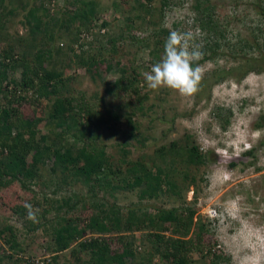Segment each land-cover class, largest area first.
I'll return each mask as SVG.
<instances>
[{
	"label": "rangeland",
	"instance_id": "374dc122",
	"mask_svg": "<svg viewBox=\"0 0 264 264\" xmlns=\"http://www.w3.org/2000/svg\"><path fill=\"white\" fill-rule=\"evenodd\" d=\"M34 1L36 5L39 3V0ZM71 1L54 0V5L51 2L46 4L49 14L43 19L48 20L47 23L49 22L51 28L56 22L54 18H59L64 8L72 7ZM96 1L104 6H108L111 2V0ZM119 1L121 9L115 11L114 8L108 7L103 18H123L124 12L130 5L122 3V0ZM259 1L207 0L202 5H207L211 10L215 8L214 12L217 16L213 13L218 18L220 28L230 34L239 31L240 37L253 42L248 28L255 27L254 24L260 26L261 17L253 7L258 3L264 6V0ZM159 3L160 0H153L152 5L157 6ZM193 3L194 0H172L166 8L163 20L165 26H171V31L186 30L194 33L193 44L203 46L206 41L204 35L192 26ZM20 4L19 0H13L8 7L14 10V14L8 13L9 9L0 8V50L8 48L9 45L13 46L14 50H20L16 43L20 36L25 40V45L20 46L21 49L29 50L28 47L33 41L28 36L26 27L21 23L25 10H22ZM101 20L99 18L97 21ZM121 21L119 20L120 23L117 21L116 25H124V21ZM261 24L264 27V23ZM151 27L147 21H144L134 30V34L139 39H143L152 34ZM105 31L106 33H102L98 40H93L89 44H85L87 40L80 39L79 44H84L82 50H77L78 47L74 45L75 25H70L68 34L65 33L61 37H58L60 32H57L58 39L51 43L54 52L46 63L52 70L62 72L63 79H66L62 91L76 97L78 99L76 102L84 98L99 111H103L104 106L113 110L117 109L116 106L119 104H123V95L107 93L104 89V80L113 82L120 76L121 73L117 68H125V75H131L132 78L135 76L138 79V84L135 83L134 86L141 90L140 96L146 94L143 101L144 112L135 113L132 116V124L126 121L117 123L111 119L97 131L98 141L106 146V152L111 156L110 160L114 165L120 164L123 169L126 167V164L120 162L125 152L123 149L128 151L126 160L134 161L141 158L143 162H149L151 159L159 162V157L153 151L171 142L180 143L184 134L190 136L201 152L204 154L209 152L211 159L195 165L188 164L184 156H176L175 170L170 174V178L177 182L176 187L170 189L164 186L157 196L145 198L140 202L138 189L115 190L111 193L110 190L96 187L94 191L89 192L88 186L83 183L70 181L67 177H63L66 176L65 174L52 172V160H46L45 164L39 167L38 177L26 181V188H22L16 182L8 186H0V226L10 225L17 231L18 239L26 245L25 259L45 260L50 256L46 251V245L52 239V226L56 224V208L59 205H61L59 216L70 218L67 219L68 221L73 219L80 225H83L84 219L90 216L93 210L92 202L105 203V210L115 204L121 208V215L138 203L149 207V211L152 206L164 208L190 206L196 209L194 221L200 220L209 229L206 241L204 240L206 248L210 249L211 253L220 250L224 256L230 258L229 262L218 261L216 264H264V128L253 126L258 116L264 112V72L252 71L238 78L239 80L232 76L225 77L216 84L212 83L209 89L205 87L204 91L205 84L209 82L201 81L200 83L204 84H200L199 90L193 95H181L167 87L153 90L147 86L144 78V74L151 70L148 67L150 60L148 48L138 50V43H132L127 37L119 38V33L123 31L119 27L106 28ZM101 32H104V29ZM107 32L113 33L114 36L118 34L114 48L106 42ZM124 35H126L125 31L121 37ZM38 36L39 34L36 38H39ZM158 39L156 43L155 39L150 41L149 47H155ZM157 47L162 57L164 44H158ZM39 49L43 50L40 41H36L33 54L29 56L34 57V52ZM222 50L231 51L237 56H241L244 52L246 55L257 54L254 47L237 51L223 46ZM91 55L106 60L97 63L99 76L94 75L86 64L90 61ZM1 56L0 54V58ZM226 56H218L216 60H206L199 64L205 69L203 78H209L214 68L227 70L241 62ZM30 62L34 63L35 60L31 59ZM108 65H111V68L108 69ZM132 69H135L136 73L131 72ZM20 70L21 68L10 70V77L18 80ZM49 104L46 99H40L38 102L32 99V104L23 105L21 111L24 116L42 117L50 108ZM219 107L232 111L225 128L220 124L223 118H227L226 113L218 110ZM216 111L222 112L221 119L215 115ZM43 124L44 122L38 127V135L48 134ZM72 131L62 132L61 139L64 137L63 142L66 144L74 143L77 147L82 146L85 139L83 141L73 139ZM57 132H61V129H57ZM249 150L251 154L246 153ZM232 162H235V165H231ZM17 193L20 196L33 197L30 205L35 214L30 218L33 222L41 224L35 231L24 230L27 217L11 213L10 206H13L14 200H10V196L13 199ZM92 195L94 198L90 199ZM79 197L82 199L77 201ZM64 201H67L69 206L77 201V206L73 209L69 208L63 203ZM83 203L87 206L84 211ZM136 233L139 238L140 232ZM112 242L114 245L115 240ZM137 249L139 250L140 247ZM211 256L201 258L200 254L192 253L198 264H211L213 260ZM64 258L67 264H78L68 252L65 253ZM1 264L15 263L4 261Z\"/></svg>",
	"mask_w": 264,
	"mask_h": 264
},
{
	"label": "trees",
	"instance_id": "16d2710c",
	"mask_svg": "<svg viewBox=\"0 0 264 264\" xmlns=\"http://www.w3.org/2000/svg\"><path fill=\"white\" fill-rule=\"evenodd\" d=\"M12 1L0 0V8L8 10ZM206 1L194 0L191 6L194 12L192 26L202 33L206 40L203 46H199L203 58L196 63L201 64L206 60H216L218 56L226 55L241 62L227 70L214 68L209 78H202V82H209L205 84L203 91L225 77L232 76L238 79L252 71L264 72V27L261 24L264 23V6H261V3L253 5L261 17V23L260 26L254 24L255 27L248 28L253 37V42H250L245 37H240L239 31L230 34L220 28L218 18L215 17L217 16L214 12L215 8L211 10L207 5H202ZM19 2L22 10H25L21 23L26 27L28 36L33 41L28 47L29 50L21 49L20 46L25 45V40L20 36L16 41L20 50H14L10 45L0 50L2 55L0 58V186H8L16 182L22 188H26L27 180L38 177L39 167L44 165L46 160H52V172L65 174L64 178L83 183L88 186L89 192L94 191L96 187L110 192L138 189L140 202L145 198L157 196L164 186L170 189L176 187L177 182L170 178V174L175 170L176 156H184L188 164L195 165L211 159L209 152L205 154L201 152L190 136L184 134L180 143L171 142L153 151L159 157V162L155 159L143 162L141 158L134 161L126 160L128 151L123 149L125 152L120 162L126 164V167L123 169L120 164L115 166L110 160L111 156L106 152V146L98 141L97 131L111 119L117 123L126 121L132 124V116L138 111L144 112L143 101L146 94L140 96L141 90L134 86L135 83L138 84V79L135 76L132 78L131 75H125V68H117L121 73L120 76L113 82L104 80L103 83L107 93L124 96L123 104H119L116 106L117 109L113 110L104 106L103 111H99L84 98L76 102L78 100L76 97L62 91L66 79H63L61 71L52 70L46 63L54 52L51 43L69 32L70 25L73 24L76 30L75 35L73 33V37L75 36L73 40L74 45L78 47L77 50H82L81 47L84 46L79 44L80 39L87 40L85 44H89L93 40H98L102 33H106V28L119 27L121 31L123 30L122 33L114 36L113 33L107 32L106 42L114 48L118 37L123 39L127 37L132 43L139 44L138 50L147 47L150 55L148 67L151 69L152 65L161 59L157 45H163L171 32V26H165L163 19L166 8L172 0H160L157 6L152 5L153 0H122V3L130 7L124 12L123 18L118 19L103 17L108 7L114 8L115 11L121 9L119 0H111L108 6L96 0H72V7L64 8L62 15L54 18L56 22L52 28L49 22L47 23L48 20L43 18L49 14L46 4L51 2L54 5V0H39L37 5L34 0H19ZM8 13L14 14V10L9 9ZM98 17L102 19L100 22L97 21ZM119 20L124 21V25H116ZM144 21L152 26V31L149 30L152 34L139 39L134 34V30ZM103 29L104 32L101 33ZM124 31L126 35L121 37ZM57 32H60L59 36L56 35ZM38 34L40 40L36 38ZM153 39L155 43L156 39L158 40L156 46L151 48L150 41ZM36 41H40L43 50H37L34 52L35 56L30 57ZM223 46L237 51L254 47L257 54L246 55L244 52L241 56H237L231 51L224 52ZM71 50L73 51V48ZM89 58L90 61L86 62L88 69L99 76L97 65L106 60L95 58L93 55ZM31 59L35 62H30ZM17 68H21L18 80L9 75L10 70L14 71ZM107 68H111V65ZM131 72L136 73L135 69ZM32 99L37 102L40 99L49 101L50 108L46 115L31 117L22 114L21 107L32 104ZM218 110L226 113L227 118H223L220 124L225 128L232 111L220 107ZM222 112L216 111L215 115L221 119ZM42 122L48 134L38 135V127ZM253 126L264 128V112L258 116ZM57 129H61V132H57ZM69 130H73L71 132L73 139H82V141L85 139L82 146L77 147L74 143L63 142L65 138L61 139L62 132ZM246 153L251 154V150ZM231 165H235V162ZM1 196L4 198V194ZM92 198L93 195L90 199ZM79 199L82 198L79 197L77 201ZM10 200H14L13 206H10L11 213L27 217L24 230L35 231L41 224L31 220L30 217L35 212L26 207L33 201V197L20 196L17 193L13 199L10 196ZM77 201L70 206L67 201L63 203L73 209L77 206ZM84 204L83 211L87 208ZM104 206L105 203L92 202L93 210L90 216L84 219L83 225L73 219L68 221L67 219L70 218L59 216L61 205L57 206L56 224H53L51 231L52 239L46 245V251L50 256L39 263L24 258L26 245L18 239L17 231L13 226H0V264L4 261L15 264H67V260L64 261L66 252L78 264H198V260L192 257L193 252L200 254L201 258L212 255L211 264L230 261L229 256H224L220 250L211 253L204 245L209 229L200 220L194 221L195 208L152 206L149 211V207L138 203L121 215V208L115 204L110 205L107 210ZM136 232H140L139 238ZM112 240H115L114 245Z\"/></svg>",
	"mask_w": 264,
	"mask_h": 264
},
{
	"label": "clouds",
	"instance_id": "9594fccd",
	"mask_svg": "<svg viewBox=\"0 0 264 264\" xmlns=\"http://www.w3.org/2000/svg\"><path fill=\"white\" fill-rule=\"evenodd\" d=\"M193 41L194 33L190 31L173 30L169 33L161 59L144 74L150 89L167 87L181 95H193L199 90L205 69L196 62L203 58V52ZM26 207L31 209V205ZM31 261L39 263L42 260Z\"/></svg>",
	"mask_w": 264,
	"mask_h": 264
}]
</instances>
